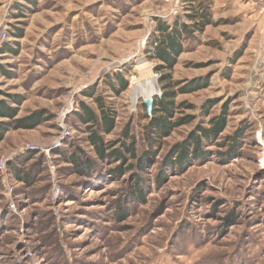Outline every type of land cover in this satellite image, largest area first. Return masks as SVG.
Here are the masks:
<instances>
[{"label": "rangeland", "instance_id": "1", "mask_svg": "<svg viewBox=\"0 0 264 264\" xmlns=\"http://www.w3.org/2000/svg\"><path fill=\"white\" fill-rule=\"evenodd\" d=\"M157 21L186 25L171 68ZM146 76L172 92L156 116L175 126L155 141L142 100L131 110ZM98 101L121 160L100 159L78 118ZM0 103L15 112L0 117V264H264V0H0Z\"/></svg>", "mask_w": 264, "mask_h": 264}, {"label": "trees", "instance_id": "2", "mask_svg": "<svg viewBox=\"0 0 264 264\" xmlns=\"http://www.w3.org/2000/svg\"><path fill=\"white\" fill-rule=\"evenodd\" d=\"M189 1H194V0H189ZM200 6V4H199ZM192 9L195 10V13H191L189 15L190 18H195L199 17L201 21L197 22L195 25L198 30H201L204 25L209 23L208 19V11L205 7L200 8H194ZM157 32L159 36L157 37L156 40L153 42L155 43V49H154V54L153 56L155 58H158L161 60L165 65L169 68L173 66L175 63V56L180 52V44L177 41V38H180L181 32L186 30V25H183L180 28H177L176 26L169 27V25L157 21ZM126 88V83L121 81V87L120 91L124 90ZM172 97V92L170 93L169 91L163 92L162 96H155L154 102H153V114L151 116H148L145 112V117L149 119V130L152 133L151 134V140L155 141L157 138H161L168 132L173 125L171 122L166 121L165 119L170 117V114L173 110V101L171 99ZM100 100V99H98ZM103 104L101 102H97V109H99L100 113L97 115L95 111L87 106L82 104L81 105V114L78 115L79 120L86 124V129L89 130V136H88V142L89 144L93 147V150L95 154L100 158V159H105L108 157L112 158H118V160L123 159L121 153L119 150H112L109 153L108 151V144L104 143L102 137L99 134L98 129H102L106 132L111 131L113 126H114V113L111 112L110 110H105L103 108ZM143 107L145 109V105L143 104ZM160 111L164 113V116L166 117H160L156 116V112ZM146 111V109H145ZM39 113H34L32 116H29L27 118L23 119H18L15 121L14 126L15 128L19 127H31L33 124H36V122H39L41 120ZM15 116V112L12 108L7 107L5 104L0 103V117H8L12 118ZM31 120L33 122H31ZM4 125V126H3ZM7 125V124H6ZM5 123H0V140L3 137V130L5 128ZM224 128V119L223 118H216L213 123L212 127L210 129H200L199 132L200 134L197 135L194 133L190 137L191 143L194 144V151L195 153L198 152L199 145H200V140L203 138L208 139L211 136H216L218 135ZM151 141V144L153 142ZM125 152L131 155L132 157H136V150L132 146H125ZM178 149L176 152L178 153V158L180 159L181 157H184L186 151L185 147H177ZM184 150V152H182ZM147 152L144 153L143 158L147 156ZM67 160L69 163H71L75 167H81V166H89V160L87 159H80L76 153H71L70 155L67 156ZM130 170V168H128ZM13 174L15 177L19 180H22L24 182L28 181V177L26 176L25 173H22L18 171L16 168H13Z\"/></svg>", "mask_w": 264, "mask_h": 264}, {"label": "water", "instance_id": "3", "mask_svg": "<svg viewBox=\"0 0 264 264\" xmlns=\"http://www.w3.org/2000/svg\"><path fill=\"white\" fill-rule=\"evenodd\" d=\"M160 95L161 93L159 92V89L157 87L153 91H143L141 88L135 87L132 90L131 97H130L131 110H133L137 100L141 99L145 105L146 113L148 115H151L152 108H153V97L160 96Z\"/></svg>", "mask_w": 264, "mask_h": 264}, {"label": "bare ground", "instance_id": "4", "mask_svg": "<svg viewBox=\"0 0 264 264\" xmlns=\"http://www.w3.org/2000/svg\"><path fill=\"white\" fill-rule=\"evenodd\" d=\"M144 78V77H143ZM136 79L134 88L139 87L143 91H153L156 88V83L153 76H146L144 79Z\"/></svg>", "mask_w": 264, "mask_h": 264}, {"label": "built area", "instance_id": "5", "mask_svg": "<svg viewBox=\"0 0 264 264\" xmlns=\"http://www.w3.org/2000/svg\"><path fill=\"white\" fill-rule=\"evenodd\" d=\"M167 1H169V0H167ZM170 1H172V0H170ZM175 2H176V4L179 2V0H175ZM12 207H13V205H11Z\"/></svg>", "mask_w": 264, "mask_h": 264}]
</instances>
